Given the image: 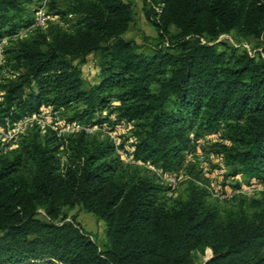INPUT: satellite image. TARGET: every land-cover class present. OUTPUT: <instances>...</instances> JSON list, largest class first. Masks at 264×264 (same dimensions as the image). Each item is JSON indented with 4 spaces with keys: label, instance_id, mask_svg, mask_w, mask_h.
<instances>
[{
    "label": "trees",
    "instance_id": "trees-1",
    "mask_svg": "<svg viewBox=\"0 0 264 264\" xmlns=\"http://www.w3.org/2000/svg\"><path fill=\"white\" fill-rule=\"evenodd\" d=\"M32 1L0 0V41L33 23ZM63 2L51 0L48 11L78 16L73 31L51 25L4 50L16 74L0 79V124L43 105L68 122L102 124L114 98L109 112L134 122L135 159L178 170L191 134L221 129L215 146L232 173L264 179V56L216 41L232 31L264 41V0H142L157 33L149 51L122 36L133 21L129 2ZM91 53L100 67L93 84L80 69ZM24 141L22 152L0 154V264H192L191 251L206 247L203 264H264V190L220 218L193 177L166 208L162 187L129 174L107 139L67 135L63 172L54 131ZM64 206L105 223L103 248Z\"/></svg>",
    "mask_w": 264,
    "mask_h": 264
},
{
    "label": "rangeland",
    "instance_id": "rangeland-1",
    "mask_svg": "<svg viewBox=\"0 0 264 264\" xmlns=\"http://www.w3.org/2000/svg\"><path fill=\"white\" fill-rule=\"evenodd\" d=\"M51 0L35 1L28 4V11H32L34 21L31 25L21 28L12 38L5 37L0 41V79L12 78L16 71L5 61L4 50L11 46L16 39L29 40L35 34L36 30L46 31L49 26L60 27L65 31L71 32L79 17L73 14L58 16L51 14L49 2ZM131 4L133 21L129 24L127 30L122 33L125 38L134 39L141 49L149 51L157 43V33L144 18L142 11V0H123ZM59 7H63V0H56ZM42 11L47 16V20L42 25H34L38 13ZM158 11L161 10L158 8ZM172 32H176L174 27ZM145 36L146 39H143ZM216 41L224 42L229 45L246 50L248 53H261L264 56V41L252 37H241L232 31L229 34H222ZM82 78L89 83L99 81L100 67L99 56L89 54L86 61L80 66ZM117 102L111 99L110 108L102 111V117H106L102 124L85 125L76 121H66V115L62 109H56L52 105H43L35 115H28L16 122H5L0 124V154L12 157L22 152V145L26 138L36 136L41 139L47 129L54 131L56 142L59 144L57 156L59 159V168L61 172L64 166L69 162L70 152L66 147L65 138L72 133H78L76 123L84 127V133L89 139H107L113 144L114 153L120 156L123 165L129 169V174L135 171L138 176H145L154 183L162 187L159 193V202L163 203L166 208L175 206L185 197L186 181L195 177L198 185L203 187L208 195V200L213 203L218 211L219 217H225L229 211H234L238 201H245L255 197L264 189V179L254 180L247 178L243 173H232V166L226 161V157L219 152L215 146L216 143L224 142L222 139L221 129L202 133L199 136L191 134L190 143L183 153L181 167L175 171H163L150 162H142L133 156V137L131 130L134 128V122L117 120L116 112L111 108ZM135 168V170H133ZM67 219L75 215L76 220L80 223L85 231L95 240L100 248L105 246L106 226L105 223L98 219L93 213L87 212L78 206H64L61 209ZM38 217L45 219L43 212L38 211ZM59 218H57L58 220ZM211 256L209 248L203 250H192V264H203Z\"/></svg>",
    "mask_w": 264,
    "mask_h": 264
},
{
    "label": "built area",
    "instance_id": "built-area-1",
    "mask_svg": "<svg viewBox=\"0 0 264 264\" xmlns=\"http://www.w3.org/2000/svg\"><path fill=\"white\" fill-rule=\"evenodd\" d=\"M46 20H47V16L45 15V13H43L42 11H40L38 13L37 17H36V23L34 25H42V24L45 23ZM31 115H35V113H32ZM75 126H76V130L77 131H83L84 130V127H82L80 124H77L76 123ZM263 190H261V191H263Z\"/></svg>",
    "mask_w": 264,
    "mask_h": 264
}]
</instances>
